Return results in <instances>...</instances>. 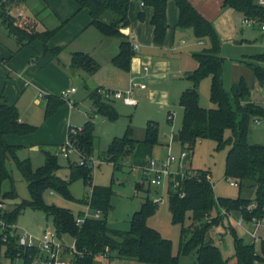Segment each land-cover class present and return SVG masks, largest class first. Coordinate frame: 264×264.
Here are the masks:
<instances>
[{"label": "trees", "instance_id": "obj_1", "mask_svg": "<svg viewBox=\"0 0 264 264\" xmlns=\"http://www.w3.org/2000/svg\"><path fill=\"white\" fill-rule=\"evenodd\" d=\"M77 5V10L87 9L90 16L89 25L95 28L103 37L119 41L118 52L111 58V63L119 70L127 72L134 56L132 43L122 29L129 25V0H71ZM169 0H142L144 6L152 8L150 25L152 26V43L161 47L166 30V5ZM178 10L176 26L191 29L197 39L207 38L210 45L192 53L197 63L196 68L188 72L185 78L191 86L183 90L178 98L182 108L181 126L177 132L178 143L182 153H192L195 143L201 139L215 142V149L227 146L224 161V176L237 183L238 190L253 191V197L237 195L231 197H216L210 182V173L206 169L187 170L192 172L180 178L174 176L167 186V206L171 222L180 225L179 244L176 254L172 253L171 241L164 238L154 228L147 225L146 219L155 211L157 203L148 195L135 210L126 231L112 229L108 226L107 215L111 209L110 199L114 193L113 179L108 185H92V167L86 164L68 160V178L56 176L60 164L56 154L47 153L44 163L33 168L28 158L19 159L18 150L23 145L10 144L6 137L28 136L37 130V126L20 121L19 111L15 104H8L2 98L0 102V264H33L39 249L24 247L18 243L21 235L17 234L16 221L25 208L43 212L51 218L53 229L57 236L71 237L75 242L76 252L72 256V264H102L98 257L111 258L115 253L118 259H134L141 264H179L180 257L194 256L192 264H264V238L258 247L254 242H244L237 235L235 227L228 221V214L239 212L244 223L252 218L264 219V145L249 143V124L253 119H264V105L257 103L251 96V88L243 77L233 83L226 91L222 83V64L220 57V40L210 21L204 18L188 0H172ZM223 6L240 12L244 19L264 21V9L254 0H224ZM7 3L0 1L1 23L18 47L21 48L40 41L45 52H51L57 61L61 47L48 49V41L62 28L65 21L54 28L36 31L33 24H16L7 13ZM143 19V12L137 14ZM252 59L240 62L248 67L259 85H264V53L251 56ZM99 63L89 54L71 53L69 70L71 75L78 70L94 74L99 69ZM210 77L209 100L214 108L205 109L199 105L198 87L205 77ZM93 100L92 114L112 121L117 113L112 101L98 95L96 91L89 92ZM64 100L57 94L45 96L44 119L53 114ZM75 103H73L74 105ZM227 132V133H226ZM158 124L148 120L145 123L144 135L141 139L133 136L131 127H127L120 138H115L109 144L103 159L114 166L123 159H129L133 167L140 171L150 159L152 151L159 144ZM66 139L77 150L79 158L92 157L94 135L92 120H88L81 128H68ZM61 143L57 148L59 149ZM59 153V150H58ZM68 159V158H67ZM12 160L27 183L28 200L16 203L12 209L5 210V201L17 198L11 175L6 163ZM142 173V172H141ZM81 180L89 186L90 195L80 199V203L88 206L92 212H99L98 218L86 216L82 223L76 224L77 217H83L80 212L76 218L70 210L55 205H48L42 199L44 191H52L68 200L72 197L69 186L76 180ZM5 181H10V189L3 191ZM142 181L135 184L137 191L143 190ZM174 182V183H173ZM147 192V191H146ZM249 205H253L247 209ZM241 207V210L239 208ZM91 215V214H89ZM189 220L184 225L185 220ZM216 227L229 232L232 236L234 253L223 257L221 250L214 244L210 230ZM211 235V236H210ZM223 238V237H222Z\"/></svg>", "mask_w": 264, "mask_h": 264}, {"label": "rangeland", "instance_id": "obj_2", "mask_svg": "<svg viewBox=\"0 0 264 264\" xmlns=\"http://www.w3.org/2000/svg\"><path fill=\"white\" fill-rule=\"evenodd\" d=\"M15 1L18 0L7 1V9L8 6L10 9ZM25 1V9L27 11H41L42 5L40 6V0ZM254 1L259 4V0ZM13 12L15 13V11ZM43 12L44 10L40 12V20L47 23L46 26L48 29L54 28L51 23L52 21L54 22L53 16L47 15V13L44 15ZM227 13H231L234 16H228ZM227 13L214 25V29L220 40L219 55L223 59V87L226 91H229L231 85L243 77L252 89V99L264 105V90L255 80L251 70L240 62L241 60L251 61L249 60L252 59L251 56L264 53V29H261L264 21L260 22L255 20L254 23H246L241 13L235 10ZM7 14L13 18L16 24H33L26 16L24 17L20 14L17 16L12 15L11 12ZM35 30L39 31L38 28ZM180 39H185V44H180ZM37 42L39 46H42L40 41L37 40ZM173 45L176 49H166V57L164 58L172 63L169 74L165 78L157 79L155 82H148L147 77L149 71L152 72V67L144 62L138 50L132 57L127 72L116 69L117 77H113V75H108L109 68H105L104 66L99 74V77H102V79L99 81L93 80L95 83L91 80L88 81L89 88H85L82 77L77 75L71 77L66 57H62L61 64L57 65L62 75L58 73V76L60 75V81L56 85V89L59 88L60 90V86L63 84V87H65L64 76H68L70 81H68L67 87L72 86L75 89V92L69 95V99L73 103L75 102L74 105H69L66 100L53 114L44 119L46 94L39 93V90L31 83L22 88L18 87L19 91L15 97L12 99L9 97V102H6L8 104H15L19 110V116L24 121L37 126V130L29 136L31 137L30 143H27L26 147L17 152L18 158H28L32 167L37 168L44 163L47 153L56 154L61 167L55 174L65 180L69 175V158L70 160H76L75 162H79L80 158L75 150L68 153V159L64 158L58 153L57 143L66 141L68 128H81L88 118H90L92 120L94 135L93 154L91 156L98 162L91 170L92 185H108L111 179L114 182V193L110 199L111 209L107 215L108 226L112 229L128 230L132 213L139 208L140 204L145 200L146 195H148L157 203V206L155 211L146 219V223L151 228L156 229L161 236L170 239L172 253L176 254L179 244L180 225L171 222V215L167 206L168 182L176 172L196 169L208 170L213 193L216 197L235 198L237 195H241L252 198L253 191L246 189L239 191L238 187L230 185V181L233 180L224 176V161L228 148L225 146L224 148L216 150L215 142L212 140H198L194 145L189 159L182 163V148L178 142L172 141V134H176L181 126L182 108L178 103V98L183 90L191 86L190 81L185 78L186 71H193L197 65L190 52L200 51L202 48L208 47L210 43L207 38L197 39L193 33H188L180 37L176 36ZM26 46L33 48L31 44ZM47 47L50 49L49 46ZM173 50L175 51L171 52ZM45 53H49L52 56L51 52ZM100 60L105 62L101 57ZM260 64L264 67V62ZM33 67H35V64ZM144 67H147V70ZM41 80L45 83L46 88H50L49 76L44 75ZM140 84H144L145 88L140 89ZM94 86H109L110 89L119 91H125L131 88L137 104L134 106L126 105L121 99H112L106 96L104 91L107 88L97 87L93 89ZM209 87L210 77L207 76L200 81L198 87L199 105L205 109L215 107L209 100ZM11 91L14 92V90H8L6 94L9 96ZM93 91H96L101 97L112 101V105L118 115L116 119L109 121L99 115L94 116L92 114L93 100L89 97V92ZM57 95L61 96L60 91ZM167 110H171L168 115ZM147 119L155 120L159 126V144L154 147L150 159L156 162L158 168L166 164L169 158H173V160L168 166L170 175L161 176L160 185H149L144 181L142 184L143 190L137 191L135 184L141 182L143 176L139 168L133 167L129 159H123L119 165L114 166L111 162L103 159L102 156H104L111 141L115 138H120L128 126L132 128L135 138H142ZM166 119L171 121L168 122ZM248 141L249 143L264 145V126L250 123ZM6 166L17 194L16 199L5 201V210H10L16 203L22 200H28L29 194L27 183L15 163L12 160H8ZM10 185V181H5L2 186L3 191L9 190ZM69 190L75 200L65 199L52 191H44L42 199L48 205H55L70 210L76 218L80 210V212L84 213L87 209L79 200L90 195V188L84 185L79 179L70 184ZM88 213L92 215L95 212L89 210ZM228 221L230 222V219ZM188 223L189 220L186 219L184 225ZM245 226L249 230H253L254 228L253 223L250 222L245 223ZM16 227L17 234L21 235L27 231L34 236V239L36 237L39 238L43 230L53 228L51 218L46 217L41 211H35L30 208H25L18 216ZM234 227L237 235L244 242H250V236L243 229L238 226ZM210 234L214 238V244L221 250L223 257H229L234 253L232 236L229 232L216 227L210 230ZM258 235L260 237L264 235L263 228L259 229ZM260 237L259 240L261 239ZM63 240L67 244L73 242V239L69 236H64ZM259 240L258 238L256 239V247L259 245ZM111 255L109 260L106 256H100L98 259H100L102 264H141L134 259H118L115 253H111ZM193 257H180L179 264H192L191 260ZM14 264L21 263L16 261Z\"/></svg>", "mask_w": 264, "mask_h": 264}, {"label": "crops", "instance_id": "obj_3", "mask_svg": "<svg viewBox=\"0 0 264 264\" xmlns=\"http://www.w3.org/2000/svg\"><path fill=\"white\" fill-rule=\"evenodd\" d=\"M188 1L204 18L210 21L213 26L220 19H222L227 12L233 10L231 8L223 6L224 0ZM25 2V0L15 1L10 9L8 6V13L11 12L12 15L14 14L16 16L19 14L23 15L24 17L26 16L27 18H29V20L32 21V23H34L33 28H38L39 31L48 29L46 26L47 23H44L42 20H40V12H42V10H44V15L45 13H47V15L53 16L54 22L52 21L51 23L54 27L59 25L60 22L65 21L64 25L55 34L53 39L48 41V46L50 48L61 47L62 50L57 55L58 62H56L49 53H45L43 44V47L39 46V43L37 41H34L31 44L33 48H28L27 46L19 48L15 40L11 36H8L7 31L2 25L0 19V99L3 98L5 102H9V97H11L12 99L18 93V87L22 88L30 83L39 90V93L42 92L46 95L53 93L58 94L59 91L61 93V91H63L64 89L66 90V88H71L72 86L67 87L68 81H70L69 77L64 76L65 87H63V84L62 86H60V90L59 88L56 89V85L60 81V75L58 76V73L62 75L57 65L61 64L62 57H66V62L68 63L69 67L71 53L73 52H82L89 54L100 65L99 69L94 74L90 75L83 70H78L76 73H73V75H71V77H73L74 75L82 77L85 88L90 87L87 84L88 81H99L102 79V77H99V74L103 70L104 66L105 68H109L108 75L117 77V68L112 65L111 58L118 52L119 41L114 38L103 37L95 28L90 26V16L87 9L77 10V5L71 0H40V6L42 5L41 11L39 12L37 10H34V12H29L25 9ZM137 2L136 0H129L128 16L130 19V24L128 25V27L122 29V31L130 39L132 45L138 46V53L140 54L144 62L152 67V72L149 71L147 77L148 82H155L157 79L165 78L169 74L170 65H172V63L171 61H167L164 59L166 57V49H176L173 45L175 37H180L188 33H192V31L191 29H182L176 26L178 20V10L174 1L169 0L166 5V20L168 28L166 30L165 39L161 47L155 46L152 43L153 28L150 25L152 8L142 5L141 0H137ZM13 11H15V13ZM139 12H143V19H139L137 17V14ZM227 14L228 16H234L231 15V13ZM179 43L185 44V39H180ZM174 51L175 50L171 52ZM190 53L192 54L193 52ZM100 57L104 59L105 62H102V60H100ZM34 64L35 67H33ZM188 72L191 71H186V73ZM44 75L50 77V88H46L45 83L41 80L42 76ZM97 87L110 89L109 86H94L93 89ZM8 90H14V92L11 91L8 96L6 94ZM170 112L171 110H167V115L170 114ZM19 118L20 121L27 122L24 121L22 117ZM148 120L155 121L153 119H147L146 122ZM170 121L171 120H169L168 122ZM29 136L30 135L20 137L10 135L6 137V140L10 144L23 145L24 148L26 147L27 143H30L31 137ZM61 143L62 141L57 144L59 145ZM23 148H21L20 150H22ZM20 150H18V152ZM69 161L75 162L76 160H70L69 158ZM228 219H230V224L233 227L238 226L241 215L239 212L231 213L228 214ZM263 224L264 219L261 221L260 227L264 229ZM241 225L246 228L245 223H241ZM260 238H264V235H261Z\"/></svg>", "mask_w": 264, "mask_h": 264}, {"label": "built area", "instance_id": "obj_4", "mask_svg": "<svg viewBox=\"0 0 264 264\" xmlns=\"http://www.w3.org/2000/svg\"><path fill=\"white\" fill-rule=\"evenodd\" d=\"M0 1L7 2L10 0H0ZM141 4L143 5L142 0H141ZM259 4L264 9V0H259ZM244 21L246 23H254L255 20L254 19H250V20L245 19ZM261 29L262 30L264 29V25H261ZM132 49H133L134 53L136 54L137 50H138V46L132 45ZM144 68H145V70H147V67H144ZM139 88L144 89L145 85L140 84ZM261 88L264 90V85H261ZM74 91H75V89L73 87L66 89L60 93L61 94L60 97L64 101L67 100L69 105H72L73 101H71L69 99V95L72 94ZM104 93L106 94V96H109L112 99H121L126 105L134 106L137 104V101L132 94L131 88H129L128 90H125V91L106 89L104 91ZM252 123L254 125L264 126V119H257L256 118V119L252 120ZM74 150L77 151L73 147L72 143H70L66 139V141L63 142V144L60 146L59 153L64 158H68V153L72 152ZM182 155L184 157L185 153H182ZM172 160H173V158H169L167 160L166 164H164L161 168H158L156 165V162L152 159H149L141 171L142 175L146 179V182L149 185H155V186L160 185V177L170 175L169 170H168V166ZM79 163L80 164H86L90 167H93L98 162H96V159L94 157H89L86 159V162H84V159L80 158ZM190 173H192V172L189 171V172L185 173L183 171H178L173 175V177L170 179V181L174 180L175 175H179L180 178H182L186 174H190ZM230 185L236 187L237 183L234 181H230ZM251 207H254V206L249 205L247 207V209H250ZM86 208L87 209L84 211V213H85L84 216L83 217H77L75 219L76 224L79 225L80 223H82L86 216H91L94 218L99 217V212H95L92 215H89L88 206H86ZM239 210H241V207L239 208ZM261 221L262 220H259L256 218H252L250 220V223H253V225H254L253 230H249L248 228H245L244 226L241 225V223H244L242 218L240 219V222H238V226H240L245 231V233L250 236V238H251L250 242L255 243L257 238L259 240L258 231L261 227ZM35 241H37V243H35ZM18 243L24 247H31V248L37 247L39 249L37 256L33 260V264H72L71 259H72L73 254L76 252L74 240L71 244H67L64 240H62V238H59L57 236V234L53 228H51V229L47 228V229L43 230L41 236L39 238L36 237L35 239H34L33 235H31L27 231H25L19 237Z\"/></svg>", "mask_w": 264, "mask_h": 264}, {"label": "water", "instance_id": "obj_5", "mask_svg": "<svg viewBox=\"0 0 264 264\" xmlns=\"http://www.w3.org/2000/svg\"><path fill=\"white\" fill-rule=\"evenodd\" d=\"M172 141L173 142H177L178 141L177 134H174L172 136ZM189 157H190V154L189 153L185 154L184 157L182 158V163L186 162L189 159Z\"/></svg>", "mask_w": 264, "mask_h": 264}]
</instances>
